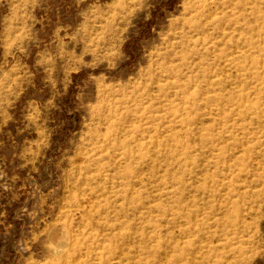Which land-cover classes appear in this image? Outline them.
<instances>
[{"label": "rangeland", "instance_id": "obj_1", "mask_svg": "<svg viewBox=\"0 0 264 264\" xmlns=\"http://www.w3.org/2000/svg\"><path fill=\"white\" fill-rule=\"evenodd\" d=\"M0 264H264V0H0Z\"/></svg>", "mask_w": 264, "mask_h": 264}, {"label": "bare ground", "instance_id": "obj_2", "mask_svg": "<svg viewBox=\"0 0 264 264\" xmlns=\"http://www.w3.org/2000/svg\"><path fill=\"white\" fill-rule=\"evenodd\" d=\"M140 251V250H139ZM111 260V259H110Z\"/></svg>", "mask_w": 264, "mask_h": 264}]
</instances>
